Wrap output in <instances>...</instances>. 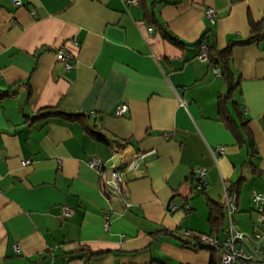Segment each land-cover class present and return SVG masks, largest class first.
<instances>
[{
  "label": "crops",
  "instance_id": "obj_1",
  "mask_svg": "<svg viewBox=\"0 0 264 264\" xmlns=\"http://www.w3.org/2000/svg\"><path fill=\"white\" fill-rule=\"evenodd\" d=\"M19 2L0 0V91L11 89L0 95V264H209L212 250L190 246L181 233L222 237L225 221L211 232L207 204L222 203L241 174L233 222L245 234L257 229L251 192L264 191V0ZM252 24L258 37L249 41ZM202 36L215 50L236 44L232 100L254 154L219 117L227 86L198 58ZM60 47L72 54L71 70L56 59ZM121 102L128 111L116 116ZM49 106L87 115L111 144H125L124 156L144 154L125 172L127 206L87 163L119 158L110 160L108 145L77 122L33 120ZM198 167L208 182L203 193L194 192Z\"/></svg>",
  "mask_w": 264,
  "mask_h": 264
},
{
  "label": "built area",
  "instance_id": "obj_2",
  "mask_svg": "<svg viewBox=\"0 0 264 264\" xmlns=\"http://www.w3.org/2000/svg\"><path fill=\"white\" fill-rule=\"evenodd\" d=\"M13 4L19 5V0H12ZM125 3L137 5L140 0H125ZM204 15L208 22L213 25L215 23L216 15L212 7L208 6L204 9ZM207 48L205 44L200 47L198 58L206 60ZM56 59L63 64L65 70H71L73 65L71 63L72 54L60 47L56 52ZM213 73L220 76L218 67H213ZM128 106L125 102L119 103L115 109L116 116H123L127 113ZM126 147H119L115 144L108 145L110 160L119 158V162L112 161L106 166L105 161L98 157H92L88 160V165L94 169L99 175L106 192L109 196L120 195L122 202L125 206L127 202V188L125 185V172L127 170H136L141 163L144 154L135 150H131L124 156ZM217 153L222 154L224 148L217 146L214 149ZM30 164L28 159L22 160L21 165L26 166ZM196 179L194 185V192L203 193L206 189L208 182L206 179V172L204 168H196L193 171ZM251 203L257 218V229L252 234H245L241 232L233 222V215L237 210V193L230 192L227 187L224 191V199L222 204L225 207V223L222 229L223 236L219 237L217 234H202L183 230L181 236L192 242L189 244L194 248H207L215 250L218 253L220 264H264V250L260 248V242L264 239V191H252ZM169 211H174L177 206L169 204L167 206ZM71 210L64 207L62 210L63 216H69ZM108 226V215H104V227ZM16 252L19 251L18 245L14 246Z\"/></svg>",
  "mask_w": 264,
  "mask_h": 264
},
{
  "label": "trees",
  "instance_id": "obj_3",
  "mask_svg": "<svg viewBox=\"0 0 264 264\" xmlns=\"http://www.w3.org/2000/svg\"><path fill=\"white\" fill-rule=\"evenodd\" d=\"M251 27L254 34L249 41L257 40L258 37L257 26L252 24ZM161 32L163 37L170 43L177 46L183 45V43H181L175 36H173L170 32L166 31L165 29H163ZM202 44H205L207 48L206 61L212 67L216 66L219 68L220 76L224 79L227 86L225 93L219 94L217 97L219 117L223 122L224 126L235 137L237 143L239 145L247 144V146L252 150V154H254L255 153L254 142L247 128V120L242 117V114L238 106L232 100L233 93L238 88L239 84H238V80L235 79L230 69L229 58H230L231 48L236 44L233 43L227 46L223 50H215L214 47L210 45L208 41L204 40V36H202L201 39L195 45H198V47L200 48ZM237 44H241V43H237ZM10 93H11V89L5 92L0 91V95L3 96L8 95ZM229 104L232 107L234 116L232 115L228 107ZM53 117L60 118L67 122H77L83 127L84 130H86L89 133V135L93 139L103 142L107 145L111 144V141L102 132H100L95 125L92 126L89 124V117L82 113H67L59 110L57 106H49L38 110L33 120L48 119ZM238 122H240V124H238ZM116 145H118L119 147L125 146L124 143L116 144ZM246 166H249L250 169H253L250 163H245L243 165V168ZM245 180H246V176L241 174L236 181L232 182L227 187V189L230 192L237 193L238 196L239 189ZM207 206H208V223L210 225V231L213 232L215 230H219V228L223 225L225 221V207L222 203H216L211 201L208 202ZM160 233L167 234L166 232H160ZM209 264H220L218 253L215 250H212V255Z\"/></svg>",
  "mask_w": 264,
  "mask_h": 264
}]
</instances>
